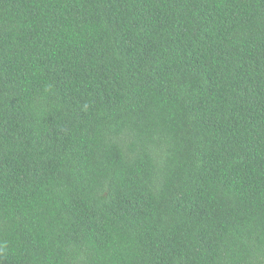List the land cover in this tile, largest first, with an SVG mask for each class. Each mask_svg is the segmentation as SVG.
<instances>
[{
  "label": "trees",
  "instance_id": "1",
  "mask_svg": "<svg viewBox=\"0 0 264 264\" xmlns=\"http://www.w3.org/2000/svg\"><path fill=\"white\" fill-rule=\"evenodd\" d=\"M0 264H264V0H0Z\"/></svg>",
  "mask_w": 264,
  "mask_h": 264
}]
</instances>
